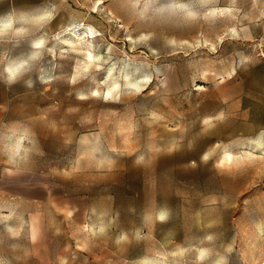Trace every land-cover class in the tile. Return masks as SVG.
Wrapping results in <instances>:
<instances>
[{"label": "rangeland", "instance_id": "1", "mask_svg": "<svg viewBox=\"0 0 264 264\" xmlns=\"http://www.w3.org/2000/svg\"><path fill=\"white\" fill-rule=\"evenodd\" d=\"M2 178L87 199L129 264H264V0H0Z\"/></svg>", "mask_w": 264, "mask_h": 264}, {"label": "crops", "instance_id": "2", "mask_svg": "<svg viewBox=\"0 0 264 264\" xmlns=\"http://www.w3.org/2000/svg\"><path fill=\"white\" fill-rule=\"evenodd\" d=\"M24 188H44V199L25 196ZM3 198L21 208L31 222L27 251L15 264H129L114 257L110 247L88 238L87 199L58 196L41 182L19 183L2 178L0 207Z\"/></svg>", "mask_w": 264, "mask_h": 264}, {"label": "bare ground", "instance_id": "3", "mask_svg": "<svg viewBox=\"0 0 264 264\" xmlns=\"http://www.w3.org/2000/svg\"><path fill=\"white\" fill-rule=\"evenodd\" d=\"M40 16H43V15H40ZM65 42H66V40L64 41V43ZM36 44H39V42H37ZM71 47L73 48L74 51H77V52L83 54L84 60H87L88 63L89 62H92V61H96V59L99 58V55L92 54V52L90 51V49H88L86 47L85 48H82V49L80 48L81 46H79V48L77 46H71ZM77 52H75V53H77Z\"/></svg>", "mask_w": 264, "mask_h": 264}]
</instances>
